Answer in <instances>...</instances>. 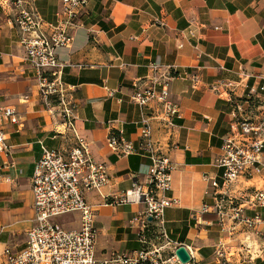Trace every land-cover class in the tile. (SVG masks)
<instances>
[{"label":"crops","instance_id":"1","mask_svg":"<svg viewBox=\"0 0 264 264\" xmlns=\"http://www.w3.org/2000/svg\"><path fill=\"white\" fill-rule=\"evenodd\" d=\"M5 1L0 0L1 101L15 108L21 125L6 130L7 149L0 153V239L17 226L30 225L26 231L33 226L29 181L40 143L66 153L79 136L88 142L92 157L107 166L110 178L104 188L86 193L95 214L97 257L141 247L139 228L131 226L130 220L142 206L112 207L105 198L120 195L133 184H146L150 162L143 156L115 155L107 137L119 131L125 141L137 144L138 125L146 114L154 113L132 103L130 95L137 81L151 76L148 65L153 63L159 73L166 68L177 74L197 73L202 83L192 90L183 78L170 82V100L181 113L172 129L157 119L149 120L153 141L174 164L169 196L177 198L179 205L164 212L169 235L191 246L199 264H221L215 257L220 241L228 245L230 264H252L239 252L241 245L251 252L257 247L253 234L236 229L226 237L216 226L206 225L213 221L212 215L197 220L193 215L203 204L212 203L202 176H219L215 161L229 136L233 103H242L250 89L264 84V0H90L69 31L70 47L55 52L63 65V83L74 88L76 106L74 131L64 135L61 120L49 116L38 96L37 82L12 24L14 9ZM34 4L44 21H56L59 0H34ZM219 79L239 85L231 97L234 102L207 89ZM17 169L29 174L28 191L25 185L21 190L11 188ZM252 182L262 187L264 177ZM76 220L77 216L70 228L78 227ZM260 230L264 233V225Z\"/></svg>","mask_w":264,"mask_h":264},{"label":"built area","instance_id":"2","mask_svg":"<svg viewBox=\"0 0 264 264\" xmlns=\"http://www.w3.org/2000/svg\"><path fill=\"white\" fill-rule=\"evenodd\" d=\"M56 21L43 20L34 0H6L14 9L12 24L18 33L24 60L37 82L38 96L49 116L61 120L67 131H74L76 106L72 100L73 87L62 81L63 65L56 57L58 48H68L72 37L69 31L76 27V19L90 0H59ZM193 36V31L188 30ZM151 76L133 85L130 101L142 110H151L154 116L145 115L138 125L137 144L125 141L119 131H111L107 146L117 156L138 155L150 162L147 182L133 186L120 195L108 196V206H142L130 220L137 225L141 247L137 250L113 253L105 258L96 255L97 231L95 214L86 193L97 191L109 184L108 168L91 155L90 146L76 136L66 153L40 143V156L30 177L32 193L33 226L25 233L21 249L5 251V264H182L176 256L183 247L189 256L186 264H199L197 252L172 239L166 228L164 212L179 205L177 198L169 196L174 164L152 139L150 119L159 120L166 129L174 127V120L181 119L180 107L170 100L169 84L174 78L190 82L192 90L202 87L197 73L177 74L166 68L159 73L156 64H149ZM142 81V82H141ZM217 96L230 102L239 85L229 79H219L206 86ZM264 84L258 90L250 89L242 103H233L229 136L222 141L220 154L215 161L219 176H202L206 194L211 204H203L193 219L212 215L209 227L216 226L220 233L230 237L236 229L253 234L258 242L251 252L241 245L240 257L247 256L252 264L264 261V184L257 187L255 178L264 177ZM109 96L113 92L108 90ZM255 108V111L251 110ZM17 111L3 105L0 93V153L7 149V132L20 127ZM56 134V133H55ZM248 212H252L248 214ZM77 216V228L64 229L57 219ZM228 245L220 241L215 247V257L221 264H230Z\"/></svg>","mask_w":264,"mask_h":264},{"label":"rangeland","instance_id":"3","mask_svg":"<svg viewBox=\"0 0 264 264\" xmlns=\"http://www.w3.org/2000/svg\"><path fill=\"white\" fill-rule=\"evenodd\" d=\"M13 183L11 185V188H16V190H21L23 186L25 187V190L27 189V180L29 179V174L25 175L21 170L17 169V173L12 177ZM33 211V210H32ZM74 215H67L64 217H61L57 219V223L61 225L64 229H70L69 223L74 221ZM30 225L24 224L21 226H17L11 230H9L7 233H5L7 236L2 240V245L0 244V264H5V251L8 250L10 252H15L22 248L25 241V231L27 228H29Z\"/></svg>","mask_w":264,"mask_h":264},{"label":"water","instance_id":"4","mask_svg":"<svg viewBox=\"0 0 264 264\" xmlns=\"http://www.w3.org/2000/svg\"><path fill=\"white\" fill-rule=\"evenodd\" d=\"M176 256L182 264H186L189 262V256L183 247L177 249Z\"/></svg>","mask_w":264,"mask_h":264}]
</instances>
